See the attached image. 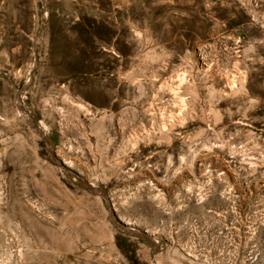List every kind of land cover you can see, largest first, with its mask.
I'll list each match as a JSON object with an SVG mask.
<instances>
[{"label": "rangeland", "instance_id": "rangeland-1", "mask_svg": "<svg viewBox=\"0 0 264 264\" xmlns=\"http://www.w3.org/2000/svg\"><path fill=\"white\" fill-rule=\"evenodd\" d=\"M0 264H264V0H0Z\"/></svg>", "mask_w": 264, "mask_h": 264}]
</instances>
